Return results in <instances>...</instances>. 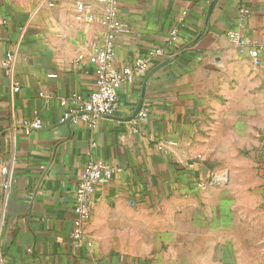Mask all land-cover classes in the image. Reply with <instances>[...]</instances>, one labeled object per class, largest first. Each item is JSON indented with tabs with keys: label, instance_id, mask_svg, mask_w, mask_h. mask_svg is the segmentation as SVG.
I'll use <instances>...</instances> for the list:
<instances>
[{
	"label": "crops",
	"instance_id": "obj_1",
	"mask_svg": "<svg viewBox=\"0 0 264 264\" xmlns=\"http://www.w3.org/2000/svg\"><path fill=\"white\" fill-rule=\"evenodd\" d=\"M117 1L113 69L168 52L91 129L63 117L95 87L100 1L0 0V153L15 172L0 194V264H264V53L249 54L264 44V0ZM92 160L120 171L95 189L78 249L74 186Z\"/></svg>",
	"mask_w": 264,
	"mask_h": 264
},
{
	"label": "built area",
	"instance_id": "obj_2",
	"mask_svg": "<svg viewBox=\"0 0 264 264\" xmlns=\"http://www.w3.org/2000/svg\"><path fill=\"white\" fill-rule=\"evenodd\" d=\"M103 6V24L106 32L103 38V45L88 57L89 62L94 66L95 87L85 96L81 93H73L71 105L64 114L63 119L70 120L74 125H84L91 129L100 126L104 118L115 115L120 107L119 90L127 82H132L135 77L145 75L151 67L152 58L157 55H167V49L163 46H156L151 49L147 57L135 58L130 64L123 66L120 71L113 69L116 55L117 39L119 34L125 31V24L120 19V7L117 0H99ZM53 6V2L49 3ZM88 7L84 3L78 5L79 9ZM178 29L171 31L172 41L176 39ZM237 40V37L231 35ZM264 53V44L253 47L249 54L255 64L259 62L261 54ZM15 55L9 54L2 61V65L9 73ZM17 86L14 91H19ZM48 101V99H47ZM64 104V103H63ZM148 111L142 106L140 111L133 118V122L147 119ZM44 127L43 120L38 117L22 122V129L26 134ZM200 158V155H199ZM120 169L103 161L92 160L84 165L82 172L74 186V221L70 238L75 248H82L89 245L84 237V227L91 218V197L98 186L110 183ZM13 165L0 153V194H6L11 190L14 177ZM203 184H201L202 186Z\"/></svg>",
	"mask_w": 264,
	"mask_h": 264
},
{
	"label": "water",
	"instance_id": "obj_3",
	"mask_svg": "<svg viewBox=\"0 0 264 264\" xmlns=\"http://www.w3.org/2000/svg\"><path fill=\"white\" fill-rule=\"evenodd\" d=\"M157 69H158V67H154V68L148 73L147 78H146V82L149 80V78L151 77V75H152ZM143 103H144V101H143V99H142V100L140 101L138 107H137V110H136V114H135V116L138 114V112H139L140 109L142 108ZM67 121H70V120L68 119V120H66V122H67Z\"/></svg>",
	"mask_w": 264,
	"mask_h": 264
},
{
	"label": "rangeland",
	"instance_id": "obj_4",
	"mask_svg": "<svg viewBox=\"0 0 264 264\" xmlns=\"http://www.w3.org/2000/svg\"><path fill=\"white\" fill-rule=\"evenodd\" d=\"M241 221H242L241 224L244 223L242 219H241ZM259 222H260V221H259ZM260 223H261V222H260Z\"/></svg>",
	"mask_w": 264,
	"mask_h": 264
}]
</instances>
